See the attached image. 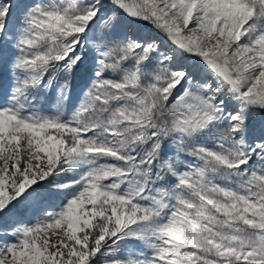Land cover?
<instances>
[{
    "label": "rangeland",
    "instance_id": "374dc122",
    "mask_svg": "<svg viewBox=\"0 0 264 264\" xmlns=\"http://www.w3.org/2000/svg\"><path fill=\"white\" fill-rule=\"evenodd\" d=\"M254 1L0 0V264H264Z\"/></svg>",
    "mask_w": 264,
    "mask_h": 264
},
{
    "label": "trees",
    "instance_id": "16d2710c",
    "mask_svg": "<svg viewBox=\"0 0 264 264\" xmlns=\"http://www.w3.org/2000/svg\"><path fill=\"white\" fill-rule=\"evenodd\" d=\"M253 6L256 7V1L252 0ZM74 51L71 50L69 52V54ZM85 62V59H78V60H74L72 61L71 66L74 69H79L83 66V63ZM169 101L167 99H163L153 103L151 111L149 112L148 115V120L149 122H151V125L145 128L144 134H143V138L146 137L147 139L149 138L150 135H152V129L155 128H159L162 127L163 129V134H161L159 136V138H157V143L154 144V148L152 150V154H154L155 152L157 153L158 151H160L161 149V144L167 140V138L169 137V128L172 125V119H171V110L169 109Z\"/></svg>",
    "mask_w": 264,
    "mask_h": 264
}]
</instances>
